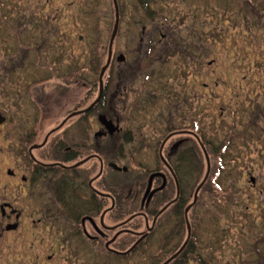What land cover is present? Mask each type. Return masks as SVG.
I'll use <instances>...</instances> for the list:
<instances>
[{
  "label": "flooded vegetation",
  "instance_id": "flooded-vegetation-1",
  "mask_svg": "<svg viewBox=\"0 0 264 264\" xmlns=\"http://www.w3.org/2000/svg\"><path fill=\"white\" fill-rule=\"evenodd\" d=\"M40 1L9 0L11 7L4 14L0 0L4 23L0 24V264H144L150 246L156 251L153 258L161 257L159 264H189L196 249L187 214L207 172L205 154L209 174L197 196L215 180L213 186L219 185L228 198L236 196L232 208L241 214L228 223L229 230L237 228L240 236L238 253L226 249L224 264H264V173L257 178L248 171L242 180L237 165L246 152L264 154V141L250 146L252 138L264 139V48L251 57L241 52L239 58L226 60V68L221 59L204 61L188 55L183 66L196 72H179L176 63V73L164 74L165 78H187L174 86L163 83L156 94L155 72L169 65L171 53L179 48L173 26L127 29L123 50L131 47L135 54L126 58L118 52L117 29L111 54L109 42L104 49L93 41V54L89 51L86 61L83 41L68 44L74 37L63 34L55 60L59 58L60 64L54 65L43 45L34 46L23 37L34 24L37 27L36 21L49 20L54 33L61 35L59 0H45L51 3L48 9L40 4L37 17L32 5ZM149 1L146 14L153 20L154 0ZM258 9L251 6L248 16ZM258 13L242 19L244 25L250 29L264 22L263 13ZM16 25L22 36L9 40L5 28ZM134 37L138 43L133 47ZM12 47L16 51L11 54ZM73 47L81 51L70 62ZM154 49L159 53L155 59L151 58ZM37 52L44 56L45 73L40 75L56 72L57 78L30 77L24 85L19 77L32 68L31 63L26 67V58ZM108 58L100 81L99 72ZM248 71L256 73V88L248 87ZM254 92L258 95L251 104L248 98ZM123 95L130 99L119 111ZM143 99L150 105L144 113L146 122L156 120L163 126L151 165L134 159L135 153L120 152L122 140L133 138L124 129L142 128L133 124L132 107L142 111ZM234 101L241 103L239 109L231 108ZM91 132H96L94 139ZM100 139L114 141L116 153L114 145H103ZM117 154L138 165L140 181L132 184L122 179L129 168L117 164ZM193 174L202 176L189 188ZM183 224L186 235L180 239Z\"/></svg>",
  "mask_w": 264,
  "mask_h": 264
},
{
  "label": "rangeland",
  "instance_id": "rangeland-1",
  "mask_svg": "<svg viewBox=\"0 0 264 264\" xmlns=\"http://www.w3.org/2000/svg\"><path fill=\"white\" fill-rule=\"evenodd\" d=\"M2 2L4 5L1 7V11L5 14L7 9H10L11 6L9 0H2ZM149 2V0H117L119 8V36L117 38V45L119 46L118 52L122 53L126 58L128 54H131L132 56L135 54V52H133L134 49L131 47H128L125 51L123 50V46L125 45L123 36L127 29L138 32L140 27L150 28L159 25H170L176 29L178 37H174V39L179 43V48L176 49V51H173V54L171 53L170 57H172V62L167 66H162L155 72L157 78L152 85L156 88V94H158L163 83L167 86H174L181 84L178 83L177 80L184 82L187 78L186 76H174L170 77V79L165 78L164 74L174 75V73H176V63L179 64V72H185L186 70L192 72V74L196 72L195 69L191 71V68L183 66L184 57H188V55L196 57V60H204V58L209 59L210 57L217 60L221 59L222 67L226 68V60L239 58L242 55L241 52L246 53L247 51L248 54L246 53V55L249 57L252 52V55H254L264 48V35H261L264 33V22L260 23L258 26L254 25V28L249 29L248 26L244 25L242 20H247V17L251 18L252 15L253 17H257L259 11L263 13L262 18H264V0H154V3L150 4V6L156 11L154 14L156 17L153 20L148 18L146 14L145 6H149ZM50 3V1L41 0L35 5L33 2V14L37 15V17L40 16V4L48 9ZM251 6H257L259 9L256 13L251 11L248 16L247 12H249ZM58 11V16L60 17L59 22L62 24L61 35L54 33L53 22L49 20V23L36 21V23H38L37 27L36 24H34L32 32H30L28 36L23 35V37H29V43H32L34 46H39V44L43 45L46 51V56L49 57L52 55V60L54 61L57 59V51L63 40V34L74 37V39L70 38L68 44L71 43L72 45H78L76 43L78 39L83 41V45L80 42L78 43L83 46L82 52H84L83 54L85 56L84 61L87 60L89 51L91 53L90 55L93 54L92 50L95 47L93 45L90 46V44H93V41L97 42V47H104V49H106L114 25V8L112 6V0H59ZM0 24L3 25L4 23L0 21ZM29 28L31 29L30 25ZM13 29L16 31L11 32ZM19 30L20 27L18 25L13 28L7 26L4 35H8L9 40H11V38L15 40L17 37L22 36L21 32H18ZM136 40L137 37L134 39L135 43L132 44L133 47L138 43ZM77 47L79 48V46ZM9 51L12 54L16 51V48H9ZM79 51H81V49L75 47H73L71 51L69 49L68 55L70 58L68 61L71 62V58L74 57L75 59L78 57ZM158 55V51L154 49L151 58L155 59ZM43 58L44 56L41 52H37L36 55L32 54L29 58H26V67L31 63L32 68L31 71L19 77L24 85L31 79L34 80L35 77L41 76L40 73H45L43 72L45 67L42 65L44 63ZM57 63L60 64L59 58L55 61L54 65ZM85 63L87 64V62ZM204 65L206 66V63H204ZM70 66H73V63H70ZM250 72L251 71L247 72L249 74L247 79L249 84L248 87L256 88L257 82L255 79L256 75H254L255 72H252V74H250ZM44 76H47V78L52 81L57 78V73L48 72L47 75H42L41 77ZM86 76L88 79H94V81H96L94 76L87 74ZM30 77L32 78L29 79ZM203 77L206 78V75ZM137 87L138 86H135L134 92L138 91ZM171 90L172 88H169V91ZM257 95L258 94L255 92L249 94L248 101H250L251 104L254 103ZM129 99L130 97L127 98L123 95L122 101L118 106L119 111L127 106ZM141 103V106L144 107L142 111H139L141 107H132V114L134 115L132 119L136 121L133 123L134 125L141 124L142 128H140L139 125L138 128L124 129L130 131L133 138L131 142L122 140L124 142V148H122L120 152H124L125 154L131 153V155L135 153L133 154L134 159L141 161L142 163L146 162V165H151L153 164L152 161L156 152L155 146L157 148L159 141L156 139L161 135L163 126H159L160 123L158 125L156 120L154 122L150 121V123L146 122L147 119L145 118L144 113H147L148 109H150V105H148L146 99H143ZM240 106L241 103L237 101L231 103V108L239 109ZM253 108H255V104L253 105ZM58 109L59 108L57 107V110ZM253 112L254 111H251L252 114ZM151 124L153 127H150ZM48 126H51V124H48ZM48 126L44 127V132L49 128ZM95 133L96 132H91V137L93 139ZM211 133H213V130ZM254 135L256 136L257 134ZM114 138H116V136H114ZM159 138L162 139L161 136ZM98 141L103 145L111 143V145H114L113 149L115 151H113L116 153L115 148L117 147L114 141L108 143L104 139ZM263 141L264 139H261L260 136L254 137L252 138L250 146H261L263 145ZM234 145L233 148L237 150ZM115 156L118 158L120 157L119 154ZM263 156L264 154L261 152L252 153L251 151L250 153L246 152L244 156L238 159L237 165H239V179L244 180L248 171H251V174L257 178L259 176L261 177L264 173ZM115 161L119 166L125 165L129 168L123 172L122 179H127L128 183L132 184L140 181V177L137 175V172L139 171L136 169V167H138L136 163L128 160V157L126 159L116 158ZM149 161L151 163H148ZM197 162L200 163L199 160H197ZM247 168H250V170H247ZM201 174H193L189 188L191 186L193 188V186L198 183L200 176H202ZM111 175L115 180L119 177V174L113 171ZM230 176L232 177L231 173ZM225 178L226 175L223 176V179ZM214 181L210 180L209 184L201 189L195 205L187 214L191 231L190 238H192L196 249V251L188 258L190 260L189 264H224L226 261V259H224L226 249L236 253H238L239 250L238 244L240 236L238 235L237 228L229 230L228 227L229 221H232L235 216L236 221L241 216L238 210L234 211L232 208V200H235L234 198L236 196H230L228 198L229 195H225L219 185L215 184V186H213ZM256 211L257 209H255V212ZM185 226L186 225H184V232L181 234L180 239L186 235ZM160 234V236H162L165 233L161 230ZM148 251H150V253H148L149 256H147L144 264H159L161 257L155 259L152 256L156 253L155 249L150 246Z\"/></svg>",
  "mask_w": 264,
  "mask_h": 264
},
{
  "label": "water",
  "instance_id": "water-1",
  "mask_svg": "<svg viewBox=\"0 0 264 264\" xmlns=\"http://www.w3.org/2000/svg\"><path fill=\"white\" fill-rule=\"evenodd\" d=\"M113 8L115 9V16H114V19H115V22H114V26H113V28H112V33H111V35H110V38H109V50H108V53H109V55L111 54L110 53V49H111V45H112V41H113V39H114V37L116 36V33H117V27H118V23H119V19H118V16H119V8L117 7V0H113ZM108 62H109V58H108V60H107V62H106V65L104 66V67H102V69L100 70V72H99V78H100V81H101V79H102V74H103V72L106 70V68H107V66H108ZM100 86H101V84H100ZM160 156H161V151H160ZM161 158H162V156H161ZM205 160H206V162H207V169H206V174H205V176H204V178H203V180L201 181V184L203 183V181H205V179L207 178V176H208V174H209V165H210V163H209V160H208V157H207V154H205ZM201 184L195 189V191H194V200H193V202L192 203H194L195 201H196V197H197V191L199 190V188L201 187ZM191 203V204H192ZM191 206H189V207H187L186 209H185V211H184V214H186V212L188 211V209L190 208ZM179 252H181V249H180V251ZM178 252V253H179Z\"/></svg>",
  "mask_w": 264,
  "mask_h": 264
},
{
  "label": "trees",
  "instance_id": "trees-1",
  "mask_svg": "<svg viewBox=\"0 0 264 264\" xmlns=\"http://www.w3.org/2000/svg\"><path fill=\"white\" fill-rule=\"evenodd\" d=\"M213 176H214V177L216 176V172H213V173H212V177H213ZM212 177H211V178H212Z\"/></svg>",
  "mask_w": 264,
  "mask_h": 264
},
{
  "label": "bare ground",
  "instance_id": "bare-ground-1",
  "mask_svg": "<svg viewBox=\"0 0 264 264\" xmlns=\"http://www.w3.org/2000/svg\"><path fill=\"white\" fill-rule=\"evenodd\" d=\"M206 180V179H205ZM204 182V181H203ZM197 198V197H196Z\"/></svg>",
  "mask_w": 264,
  "mask_h": 264
}]
</instances>
